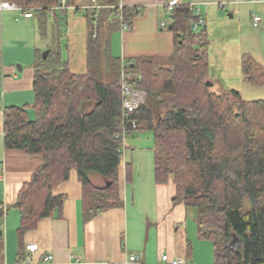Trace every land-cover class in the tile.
<instances>
[{"label":"trees","instance_id":"16d2710c","mask_svg":"<svg viewBox=\"0 0 264 264\" xmlns=\"http://www.w3.org/2000/svg\"><path fill=\"white\" fill-rule=\"evenodd\" d=\"M9 1L32 10L39 35L46 39L50 9L59 0ZM99 2L105 6L100 12H83L89 26L87 73L72 72L60 48H52L47 60L38 58L34 65L33 104L3 109L5 150L43 160L14 206L20 213L18 262L26 259L24 235L62 210L66 197L54 195V190L69 180L72 170L82 185L85 223L123 206L120 168L125 164L118 135L126 127L121 90L125 77L131 87L148 94L133 114L137 128L132 135H153L155 182H171L177 198L195 212L200 238L213 244L214 264H264V100L246 101L236 90L218 93L214 85L208 86L210 35L205 26L192 30L199 17L191 4L177 6L169 15L174 50L168 63L158 56L124 63L108 52L105 71L98 70L101 14L120 11V0ZM121 11L127 30L143 14L137 7ZM59 19L60 14L55 16ZM1 62L0 54V87ZM242 71L246 84L264 87V69L250 55L243 56ZM132 173L126 164L127 182ZM94 176L103 183L96 184ZM1 206L0 220L8 213ZM4 257L2 234L0 260Z\"/></svg>","mask_w":264,"mask_h":264},{"label":"crops","instance_id":"0c3cea01","mask_svg":"<svg viewBox=\"0 0 264 264\" xmlns=\"http://www.w3.org/2000/svg\"><path fill=\"white\" fill-rule=\"evenodd\" d=\"M169 1L171 0H120L119 6L142 9V15L149 14V17L137 18L136 22L139 21L143 27L144 20L149 21L150 19L151 32H156L157 23H160V20L165 16L166 4ZM203 1L209 7H219L220 9L225 8L224 3L236 4L239 2V0ZM80 2L75 5L72 0L71 5L78 7ZM181 3L193 4L195 1L181 0ZM13 14L16 12H0L1 29L4 25L9 24L7 20ZM19 15L23 20H33L38 25L35 16L27 19L21 14ZM56 15H51L52 17L49 18V28H54V30L72 21L73 18L76 20L77 17L71 9L60 13L58 21L55 20ZM18 19L17 17L16 20L18 21ZM74 26L75 24L73 28ZM205 27L207 29V18ZM261 27L263 28V26ZM130 35L136 36L133 32ZM87 37L88 34L85 43ZM167 42L164 52L162 51L164 54L143 52L133 55L136 58L159 55L170 57L174 50L173 34L170 41L168 37ZM125 59L123 55L122 62L126 63ZM1 61H3L2 57ZM5 61L2 62L0 87L2 97L0 107V183H2L0 205L7 207L8 213L4 219L0 220V230L5 240V264H16L20 251V240L17 237L20 213L14 206L23 184L31 180L43 160L39 156L28 155L20 151H7L4 148L3 109L28 105L25 103V96L34 93L35 74L34 64L22 68L21 75H18L14 71L13 65L7 63V60ZM210 72L211 62L208 77L212 81L214 89L219 81L213 79ZM135 135L128 137L127 141L134 138ZM128 147H130L129 141L127 149ZM126 157L124 158L125 165L120 168L123 206L112 208L87 223L83 221V190L77 172L72 170L69 180L56 187L54 195L66 197L62 210L56 211L52 218L42 220L36 229L26 233L21 240L25 248L31 244L39 245V250L34 257L39 264H127L132 255H139L141 264H164L161 261L163 255L184 258L187 264H195L189 259L190 249L197 242L196 239L200 238L196 229L195 212L188 210L184 201L177 198L175 186L171 182L166 185H158L153 178L155 184L151 185L149 178L143 175L141 176L143 179L139 178L140 180L133 185V189L136 188L140 191H128L126 187H123L125 182L128 183L125 180V166L130 164L132 168L134 157L131 154V160H127L128 162L125 160ZM142 188L146 191H142ZM48 255L52 256L53 260L42 262L43 258Z\"/></svg>","mask_w":264,"mask_h":264},{"label":"rangeland","instance_id":"374dc122","mask_svg":"<svg viewBox=\"0 0 264 264\" xmlns=\"http://www.w3.org/2000/svg\"><path fill=\"white\" fill-rule=\"evenodd\" d=\"M194 1L193 4L199 6L207 18V29L210 35V73L213 79L219 81L214 91L222 93L229 89H236L246 101L264 100V87H253L246 84L241 68L243 56L250 55L264 69V0H258L257 3L252 2V0H239L236 4L227 2L223 4L225 6L223 9L209 7L205 5L203 0ZM79 2L81 6L86 4L87 0H74L75 5ZM103 13H100L102 22L99 24L100 55L102 59L98 65V70L105 71L107 65L105 55L108 52L113 58L121 59L124 55L127 62L136 59L133 54H142L143 52H150V54L162 53L167 46L168 37L169 41L172 38L169 30L171 20L166 12L163 19L160 20L165 21L166 27H160V24L157 23L156 32H151L150 19L149 21L144 20V26L142 27L139 21L136 22L137 18L133 20L131 30L122 31L120 16L117 13L106 16ZM84 15V13L76 15V20L73 18L72 21L63 24L56 30L51 27L48 28L47 38L42 39L39 35L38 25L33 20L25 21L20 18L19 13L13 14L7 20L9 24L4 25L2 29L0 25V54L2 60L4 62L7 60V63L13 65L14 71L21 75L19 67L27 68L30 64L35 65L38 58H42L44 52L59 47L63 60L69 63L72 72L76 74L87 73L85 38L89 32V26ZM253 16L261 18L260 27H254ZM17 17L19 18L18 21L16 20ZM141 17L145 19L144 17H149V14L138 18ZM74 24L76 28L75 26L73 28ZM132 32L136 34L135 37L130 35ZM158 57L163 64L169 61L168 55H159ZM34 99V93L27 94L25 103L31 106ZM1 103L2 97H0V107ZM29 112L30 117L34 118L33 111L29 110ZM128 141L130 147L126 150L125 156L127 157L125 160H129L130 155L133 154V177L128 183L125 182L123 187H126L128 191H140L136 188L133 189V185L136 181L143 179L141 177L143 175L149 178L151 185L155 184L153 179L155 142L153 135L149 132L137 133L134 138ZM93 181L96 184L103 183L98 176H94ZM142 191L146 190L142 188ZM1 192L2 183H0V194ZM195 221L197 223L196 216ZM196 227L199 234L198 224H196ZM196 241L190 249L189 259L195 264L196 262L197 264H214L213 244L202 238H197ZM230 250L235 251L236 244H232ZM0 264H5L4 258L0 260Z\"/></svg>","mask_w":264,"mask_h":264},{"label":"built area","instance_id":"2783aa9c","mask_svg":"<svg viewBox=\"0 0 264 264\" xmlns=\"http://www.w3.org/2000/svg\"><path fill=\"white\" fill-rule=\"evenodd\" d=\"M252 2L257 3L258 0H252ZM72 0H59V4L50 9V13L52 16L60 13H64L69 9H73L76 15L82 14L85 11H96L97 13L104 9V5H102L99 0H87V3L78 7L71 6ZM182 5L181 0H171L166 4V13L171 15L174 8ZM123 7L119 6L120 16V26L122 31H126L128 29V24L124 21L123 16L121 14V9ZM190 9L194 12L198 17V21L195 22L192 26V30L194 32H198L203 26H205L206 18L202 12V9L195 5L191 4ZM9 11L16 12L21 14L23 17L30 19L33 17L32 10H27L19 7L15 2L9 0H0V12ZM261 23V18L259 16H253V25L254 27H258ZM160 27H166L165 21H160ZM96 35V34H95ZM121 90L123 95L122 101V121L126 126L123 131L118 135V137L122 140V147L119 152L122 154L123 158H125L126 149H127V139L132 135L131 130H136L137 121L133 118V114L146 103L147 100V92L142 89H135L131 87L125 77L122 79ZM1 97V93H0ZM129 125L131 129H129ZM2 209H6L5 206H1ZM39 250L38 244H31L26 246V259L24 262H18L16 264H39L35 260V254ZM53 260V257L48 255L43 258L42 262H50ZM161 261L164 264H187V261L184 258H172L169 255H163L161 257ZM127 264H141V257L139 255H132L129 258Z\"/></svg>","mask_w":264,"mask_h":264},{"label":"water","instance_id":"95a60500","mask_svg":"<svg viewBox=\"0 0 264 264\" xmlns=\"http://www.w3.org/2000/svg\"><path fill=\"white\" fill-rule=\"evenodd\" d=\"M49 54H50V50H47L46 52L43 53L42 58H43L44 61L47 60ZM21 70H22V68L19 67V71H21ZM208 86H213V83L209 82V83H208ZM109 186H110V183H108V184L106 185V187H109ZM263 226H264V215H263ZM2 234H3L2 231H0V235H2Z\"/></svg>","mask_w":264,"mask_h":264}]
</instances>
